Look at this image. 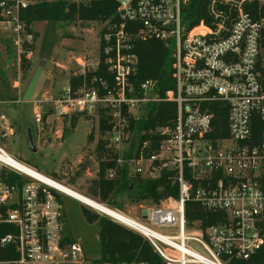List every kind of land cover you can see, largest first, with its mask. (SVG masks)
Returning <instances> with one entry per match:
<instances>
[{
	"label": "built area",
	"instance_id": "1",
	"mask_svg": "<svg viewBox=\"0 0 264 264\" xmlns=\"http://www.w3.org/2000/svg\"><path fill=\"white\" fill-rule=\"evenodd\" d=\"M191 1L117 0L118 19L106 22L99 34L97 59L76 57V69L58 92L28 101L37 127L52 117L83 115L98 123L103 117L108 127L102 133L108 151L103 160L114 163L107 178L127 169L135 179L165 175L176 188L177 196L141 206V220L125 224L149 241L163 264H232L231 259H251L264 246V16L248 11L253 3L261 11L264 0H208L209 20L189 27L184 16ZM29 4L0 0V24L19 63L32 60L36 41L33 27L21 18ZM150 40L174 48L175 87L162 97L155 80L134 81L135 45ZM102 68L107 75L99 74ZM20 81L15 79L16 88ZM158 102L175 103V119L152 132L157 138L139 139L131 149L132 120ZM215 104L227 113L224 126ZM15 131L0 112V139ZM15 163L31 167L0 144V264H96L65 233L58 193H66ZM189 202L219 215L216 222L190 224ZM4 226L7 232L1 234ZM160 227H174L175 233L163 234Z\"/></svg>",
	"mask_w": 264,
	"mask_h": 264
},
{
	"label": "rangeland",
	"instance_id": "2",
	"mask_svg": "<svg viewBox=\"0 0 264 264\" xmlns=\"http://www.w3.org/2000/svg\"><path fill=\"white\" fill-rule=\"evenodd\" d=\"M105 25L106 22H37L32 60L22 58L23 63H19L16 49L0 24V100L4 95L7 96L6 101L22 99L17 103L0 104V112L20 127L14 135L0 139V144L42 174L91 197L93 192H98L99 165L106 157L97 152V145L103 139L97 118L83 115L73 119L52 117L37 127L33 104L28 100L46 92H58L76 69V57L87 55L89 60H96L99 34ZM54 60H61L66 69L58 68ZM43 62L46 65H42ZM16 78L21 80L18 88L14 86ZM28 129L32 131L35 150L29 144ZM58 198L64 211L65 233L80 244L90 262L102 258L100 225L96 220L88 222L83 210L97 220L104 218L136 232L66 194L58 193ZM96 199L99 200V194ZM153 204L149 200L136 202L127 199L120 201L119 211L141 220V206ZM157 230L163 234L175 233L174 227Z\"/></svg>",
	"mask_w": 264,
	"mask_h": 264
},
{
	"label": "trees",
	"instance_id": "3",
	"mask_svg": "<svg viewBox=\"0 0 264 264\" xmlns=\"http://www.w3.org/2000/svg\"><path fill=\"white\" fill-rule=\"evenodd\" d=\"M29 6L21 13L22 20L28 27H32L36 22H100L105 23L115 21L117 16V0H29ZM208 0H192L186 9L184 20L188 21V26L193 27L201 21H208L207 11ZM248 11L254 18L264 16V8L258 9V4L253 3L248 7ZM1 19V17H0ZM135 52L139 57V67L134 81L139 83L146 79H153L157 82V93L162 97L166 92L175 87L172 78L173 52L172 46H166L159 40L137 42ZM26 62V61H25ZM99 74L107 75L104 68ZM4 94V93H3ZM7 96L4 95L3 101ZM218 119H222L223 126L226 125V111L219 112L217 104L214 105ZM177 114V106L173 102L148 103L146 113L139 119L132 120L135 131L131 149H134L137 140L157 138L152 136V132L160 125L168 124L173 121ZM79 115H73V119ZM68 118V117H65ZM16 126V125H15ZM105 119L102 117L99 122V129L102 133L107 129ZM17 129V127H16ZM219 127H216L215 135ZM17 131V130H16ZM66 133H70L67 131ZM98 154L107 155L105 143L101 140L97 145ZM114 166L113 161L102 160L99 165V179L96 182L98 192H93L91 197L96 199L99 194V202L120 210V201L127 199L141 202L149 200L154 204H159L161 199L173 195L177 196V190L172 187L165 175L161 178L149 181L129 176L127 169H123L115 178H107L106 171ZM17 176H12L14 180ZM97 200V199H96ZM108 203V204H107ZM110 203V204H109ZM121 211V210H120ZM83 214L90 223L95 220L100 225V241L102 249L101 260L95 261L96 264L103 262H131L146 261L151 264H163L160 256L156 254L149 241L142 235L130 231L119 223H113L104 218L97 220V217L83 210ZM219 216V215H218ZM217 214L204 211L198 203L189 202L187 205V219L190 224L195 220L202 221L203 225L216 222ZM1 234L7 232V228H2ZM5 229V230H4ZM260 229L264 235V217L260 222ZM232 264H264V246L249 260L231 259Z\"/></svg>",
	"mask_w": 264,
	"mask_h": 264
},
{
	"label": "bare ground",
	"instance_id": "4",
	"mask_svg": "<svg viewBox=\"0 0 264 264\" xmlns=\"http://www.w3.org/2000/svg\"><path fill=\"white\" fill-rule=\"evenodd\" d=\"M15 165H17L19 167L20 170L34 176L35 178H38L46 183H49L55 187H57L58 189H60L61 191H63L64 193L68 194L69 196L73 197L74 199L80 201L81 203H83L84 205L91 207L103 214H106L112 218H114L115 220L122 222L124 224H136V220H134L133 218L129 217L128 215L124 214L123 212H120L119 210L113 209L101 202H99L96 199H93L87 195H85L84 193H81L57 180H54L44 174H42L41 172L37 171L36 169H33L25 164L22 163H15Z\"/></svg>",
	"mask_w": 264,
	"mask_h": 264
},
{
	"label": "crops",
	"instance_id": "5",
	"mask_svg": "<svg viewBox=\"0 0 264 264\" xmlns=\"http://www.w3.org/2000/svg\"><path fill=\"white\" fill-rule=\"evenodd\" d=\"M36 23H37V22H36ZM36 23H34L33 26H32V27H33V30H34L35 33H36V31H37V30L35 29V24H36ZM68 51L71 52V50H68ZM54 62H55V65L58 66V68H60L59 66H61V68L66 67L65 64H64L61 60H54ZM42 65H46V63L43 62ZM62 70H63V69H62ZM17 127H18V125H17ZM15 156H16V155H15Z\"/></svg>",
	"mask_w": 264,
	"mask_h": 264
},
{
	"label": "water",
	"instance_id": "6",
	"mask_svg": "<svg viewBox=\"0 0 264 264\" xmlns=\"http://www.w3.org/2000/svg\"><path fill=\"white\" fill-rule=\"evenodd\" d=\"M17 128H18V130L20 129L19 125H18ZM27 133H28L29 144H30V146L35 150V147H34V141H33L32 131H31V129H28V130H27Z\"/></svg>",
	"mask_w": 264,
	"mask_h": 264
}]
</instances>
